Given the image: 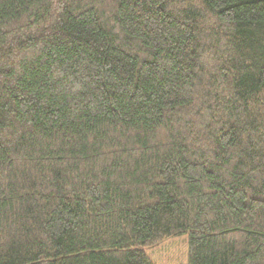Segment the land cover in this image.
Instances as JSON below:
<instances>
[{
	"label": "trees",
	"instance_id": "trees-1",
	"mask_svg": "<svg viewBox=\"0 0 264 264\" xmlns=\"http://www.w3.org/2000/svg\"><path fill=\"white\" fill-rule=\"evenodd\" d=\"M264 264V0H0V264Z\"/></svg>",
	"mask_w": 264,
	"mask_h": 264
},
{
	"label": "rangeland",
	"instance_id": "rangeland-1",
	"mask_svg": "<svg viewBox=\"0 0 264 264\" xmlns=\"http://www.w3.org/2000/svg\"><path fill=\"white\" fill-rule=\"evenodd\" d=\"M187 232H180L144 247L143 251L154 264H186Z\"/></svg>",
	"mask_w": 264,
	"mask_h": 264
}]
</instances>
